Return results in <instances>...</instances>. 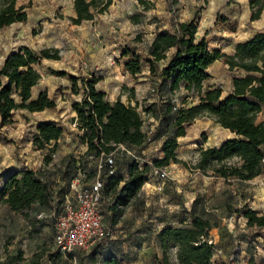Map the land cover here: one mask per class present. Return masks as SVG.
I'll return each instance as SVG.
<instances>
[{"label":"trees","instance_id":"16d2710c","mask_svg":"<svg viewBox=\"0 0 264 264\" xmlns=\"http://www.w3.org/2000/svg\"><path fill=\"white\" fill-rule=\"evenodd\" d=\"M144 11L153 9L154 4L138 0ZM113 0H74L76 17H71L73 25L80 26L94 19L95 14H105ZM251 20H258L264 9V0H251ZM28 14L25 8L17 7L16 0H3L0 5V31L18 23H25ZM138 24L139 14L132 16ZM198 27L195 21L181 24L175 32H160L149 46L148 64L150 71L155 72L158 63L167 59V52L175 50L168 66L160 70L162 82L168 83L169 91L173 94L182 89L194 92L199 97V105L189 108H179L174 114V108L168 104L161 117L160 131H164L172 123L175 131L172 137L163 143V157L151 165H141L136 159L128 161L125 174L117 169L115 176L106 177L103 191V202L110 221L117 225L123 217L125 209L138 197L144 185L149 181L152 166L169 167L172 164L188 166L180 160L177 154L178 139L186 136V127L200 118L203 113L214 117L222 128L236 135L220 147L201 148L197 163L192 167L204 175L224 180L237 179L252 181L262 174L264 161V120L258 122L260 114L264 113V34H257L250 41L240 43L233 56L219 50H210L205 39L196 41ZM140 40L141 36H137ZM124 67L129 75L136 77L142 73L143 60L132 50L126 48L123 58ZM60 51L44 48L38 51L23 46L17 52L9 54L0 68V128L14 124V113L25 110L30 113L42 112L57 106L47 92H42L33 98L42 76L38 70L43 60L59 61ZM216 61L222 62L231 71H242L244 76L233 80V93L222 100V90L204 89V83L210 78L209 67ZM65 76V72H54ZM72 91L80 92L79 81L84 89V97L73 105L76 113L75 121L80 134L77 139L87 146V156L100 159L111 155L123 145L127 149L142 148L149 136L145 131L146 117L139 111V106L125 104L121 100L111 104L105 94L99 92L95 85L97 79L70 77ZM185 104V103H184ZM149 117L157 115L155 109L149 106L144 110ZM152 115V116H151ZM64 131L53 122L40 123L33 138L36 150L46 151L45 165L53 162L58 151V141ZM157 137V131L155 132ZM154 135V134H153ZM202 138L206 142V135ZM66 168V165H65ZM124 175H127L125 177ZM97 176L96 168L89 175V180ZM0 202L15 213L28 215L34 206L47 209L52 204V193L49 183L42 172L26 170L16 172L6 177L0 188ZM62 209V208H61ZM243 211L247 226L257 228L264 234V213L259 214L251 208L244 207ZM105 215V212H103ZM59 214V213H58ZM105 219V218H104ZM105 221V220H104ZM212 224L209 219L190 214V222L183 220L181 224L166 225L157 234V241L163 252L164 263H169V253L176 249L179 264H212L217 251L211 240ZM95 247V249H97ZM22 259L20 252L9 264ZM105 264H120L115 256L104 260Z\"/></svg>","mask_w":264,"mask_h":264},{"label":"rangeland","instance_id":"374dc122","mask_svg":"<svg viewBox=\"0 0 264 264\" xmlns=\"http://www.w3.org/2000/svg\"><path fill=\"white\" fill-rule=\"evenodd\" d=\"M114 1L122 2V0ZM123 1L126 7L124 9L112 8L113 11L108 13V16L112 14V17H117V21L120 23L117 26L121 27V30L126 31L130 26L132 31L131 28L137 24L134 23L132 17H129L128 12L136 6V0ZM2 2L3 0H0V5ZM73 2L74 0H16L17 7L25 8V12L28 14L27 22L14 24L0 31V68L9 54L17 52L23 46L30 47L35 51L44 48H61L63 52H66L67 57H61L59 61H42L38 68L42 79L33 93L34 96L46 85L60 87L67 83L68 75L75 72L74 66L69 62L74 60L75 54L80 57L84 53L87 57L97 49L96 44L89 43L87 40L84 27L88 24L84 23L83 27L75 28L71 23L70 15L73 10ZM142 8L141 5L136 6V10L132 12L139 14L140 22L138 24H141L144 18ZM106 16L104 14L103 17ZM99 20H101L100 16L96 23L99 24ZM129 20L130 23L127 22ZM103 23L104 21L100 24ZM149 26L151 25L149 24ZM137 29L139 27H136ZM144 30V33L140 34L139 41L133 39L131 35L124 37L117 33L113 34V37L115 36L113 40L121 41V44L125 45L116 48L117 58L113 64V70L108 69L107 72L112 71L122 81L121 75L124 73L119 62L123 63L131 58V56L123 58L126 48L132 50L143 60L142 73L134 81L131 78L125 79V82H130L137 87V94L129 88L124 89L123 92L128 100H133L136 103L135 96L139 99V102L136 103L139 106V111L146 117V120L150 119L151 128H156L158 134L157 137H155L156 133L151 135L152 142L147 141L142 148L128 149L131 155L121 148L118 149L114 153L118 170L123 169L128 161L136 159L142 165H151L161 155L163 157L162 142H165L168 137H172L175 131V126L172 123L164 131L159 130L161 117L168 104L174 108L173 113L175 114L179 108H189L200 103L199 97L193 91L188 92L182 89L172 94L169 91L168 83L162 82L158 66L154 73L150 71L146 63L150 37L146 38L145 35L149 36L151 31L148 27L146 28L147 33ZM95 36L99 38V35ZM54 72H65L66 75L59 76ZM244 75L245 73L242 71H231L220 67L213 72L209 84L214 82L224 95H227L233 89L234 78ZM79 87H82L81 82ZM206 88L205 86L204 89L206 90ZM149 106L155 109L156 116L149 117L150 115L144 114V110ZM28 116H30L29 112L25 110H18L15 113L18 120L17 127L21 130V135L22 132L24 133L23 143H20L21 149H19L22 150V153H29L26 150L30 149L27 140L31 139L32 119H29ZM198 120L208 125V128L200 133L194 131L196 126H200V122L194 128L187 126L189 142L182 144L177 151L179 159L187 162L188 166L181 164L172 166V169H169V179L165 182L162 192L156 191L154 179L150 182L148 190H153V192L148 201L152 200L154 203L148 206L145 201H139V203L133 201L125 209L124 217L117 225H113L110 221V215L103 206L105 224L110 228L111 237L97 249L77 251L73 256L63 255L56 249L54 218L60 213L66 198L73 195L71 190L73 180L80 179L81 185L89 184L94 180L88 178L96 168L97 159L85 155L79 140L73 141L74 146L68 145L72 154L64 162H60L61 155L57 151L54 157L56 160L51 163V166L40 171L51 188L52 204L49 208L44 209L36 205L28 215H25L11 211L8 206L0 202V264H9L20 252L22 259L19 261L16 259L13 264H105L104 260L110 256H115L120 264H166L163 261V252L159 247L156 232L164 227L160 226L162 221H173L174 224L171 225L176 226L183 222L180 221L179 215L182 214L181 203L187 201V195L191 198H200L203 207H198L195 214L205 216L212 224L210 237L214 243L216 242L217 248L212 264H264V234L257 228L247 226L243 211L238 213V210H242L244 207L256 210L259 214L264 212V161L262 174L252 181L224 180L211 173L204 175L193 170L192 167L198 161L201 146L207 148L219 146L228 138L234 137L230 131L224 130L218 125L214 117L208 113H203ZM263 120L264 113L259 115L257 121ZM68 122L71 124V132L68 131V135L72 137V134L77 132V128L72 126L70 119ZM203 134L206 135V142L202 138ZM4 136L0 133V139ZM6 142L10 143L8 140ZM24 156L33 159L29 154ZM60 163H64L66 168L62 169L64 165L59 166ZM190 174L192 180L196 181L193 184H186V177ZM175 175H178L177 179L172 178ZM40 215L43 217L39 218ZM184 218H188L186 214H184ZM176 252V249L170 251L168 264H179Z\"/></svg>","mask_w":264,"mask_h":264},{"label":"crops","instance_id":"0c3cea01","mask_svg":"<svg viewBox=\"0 0 264 264\" xmlns=\"http://www.w3.org/2000/svg\"><path fill=\"white\" fill-rule=\"evenodd\" d=\"M147 3L154 4L153 9L148 11H142L144 14L143 21L141 24H137L133 26L132 31L130 30V26L126 29V31L121 30V27L117 26L120 24L117 20V17L108 16V13H111L113 10L112 8H120L124 9L126 7L125 2L122 0L120 3H116L113 0V4L110 6L108 11L105 13L107 16L103 17V15H98L101 17L99 20V24L96 23L98 20V16H95L93 20L86 21L84 23L88 24L84 27L87 34V40L89 43L96 44L97 49L94 52H91L87 57L84 53L79 57L78 54H75V58L73 61H69L74 66V73L68 75L69 80L67 83L58 87V85H46L41 88V90L37 93L36 96L33 95V98H37L38 95L42 92H47L50 99H54L57 103V106L53 109H47L42 112H35L30 113L28 118L32 119V134L31 139H28L27 142L29 143L30 149L22 153L20 148V143H23L24 133L17 127V119L14 113V124L11 126H7L4 128H0V133L5 135L0 139V188L2 187L6 177L12 175L16 172L26 171V170H33L36 172L44 171L51 166V163L47 166L44 163V157L46 155V151H39L36 150L33 146V138L37 133V127L40 123L44 122H53L59 127H61L64 131L61 139L58 141V151L61 155V161L64 160L72 154V151L69 150L68 145L74 146L73 141H78L77 135L80 134L77 130L75 134H72V137L68 135V131L71 132L70 126L71 124L68 122L70 119L72 121V126L77 128V123L75 121L76 113L73 111V105L76 102H80L84 97V89L83 86L79 87L80 92L78 94L72 91V82L70 77L75 76L80 79L85 78H96L97 84L95 88L105 94L106 100L113 104L118 100H121L125 104H130L132 106H136L139 102V99L135 96L136 103L133 100H128L124 94V89L129 88L131 91L137 94V87L132 85L130 82H125V79L131 78L132 81L136 79V77H132L127 73L125 70L124 64L125 62H119V65L123 68L124 75H121L122 81H120L119 76H116L112 71L109 73L107 72L108 69L113 70V64L115 62L116 57V48H118L121 44V41L113 40V34L117 33L122 36L131 35L134 39L138 35L146 32V28H150L151 33L149 36L145 35L146 38L150 37V45L153 42L156 35L160 32H169L173 33L176 29L184 23H189L195 21L198 30L196 34V41H200L205 39L208 43L209 49L219 50L224 54L233 56L236 53V48L240 43H244L253 39L257 34H264V9L262 12L261 17L258 20L252 21L251 20V0H145ZM136 6H140L138 0H136ZM136 6L129 10V17H132L134 14L132 13L136 10ZM144 10V8H142ZM71 17H76V12L74 10V2H73V10L70 15ZM104 21L103 24H100ZM130 23V20L127 21ZM84 23L80 26L74 25L75 28L83 27ZM149 24L151 26H149ZM135 27V28H134ZM136 27L139 29L136 30ZM120 30V32H119ZM135 31V32H134ZM139 31V32H138ZM94 33V34H92ZM147 33V32H146ZM95 35H99V38H96ZM149 39V38H148ZM100 46V48H99ZM106 47V49H105ZM60 51L61 57H67L66 52H63L61 48H58ZM175 50L171 49L167 52V59L158 63V67L160 70L166 68L174 55ZM85 59V60H84ZM220 67L226 68L227 70L229 67L224 65L220 61L214 62L208 69V73L210 78L204 83V87L206 86V90L209 89H216L218 86L212 82L209 84L213 77V72L216 69H220ZM89 73V74H86ZM81 81H79L80 83ZM39 86V85H38ZM37 86V87H38ZM36 87V88H37ZM33 90V93L35 89ZM234 85L232 91L224 95L222 93V100H225L228 96L233 93ZM139 96V95H137ZM23 115H26L23 113ZM32 117V118H31ZM146 119V118H145ZM200 120H195L193 125H188L190 127H195ZM150 119L146 120V124L150 126ZM201 123V122H200ZM30 125V124H29ZM200 126H196V132L202 133L203 130L208 128V125L203 123L199 124ZM30 126V127H31ZM151 128V126L149 127ZM146 127L145 131H153V134L156 132V128L152 127L151 130ZM192 128V130H193ZM224 129V128H223ZM24 130V127H23ZM227 130V129H224ZM229 131V130H228ZM28 133V132H27ZM186 136L180 137L178 139L179 148L182 144L189 142L187 139L189 136V129L186 127ZM234 137H230L227 140L234 139L236 137L235 134L231 132ZM149 136V135H148ZM10 142L9 144L6 142ZM225 140L224 142H226ZM149 141H151L149 136ZM155 142V141H153ZM224 142H222L219 146H209V147H220ZM164 143V141L162 142ZM153 144V143H152ZM28 147V148H29ZM83 151H87V146L82 145ZM201 148H207L205 146H201ZM152 151V150H151ZM29 154L30 157L32 156L33 159H29L28 157L24 156ZM162 154V153H161ZM55 157V156H54ZM162 155L159 157L161 158ZM56 159L54 158L53 161ZM184 161V160H183ZM64 163H60L59 166ZM180 164H172L168 167V171L172 166H178ZM62 169H65V165ZM193 171V170H191ZM122 174H125V169H121ZM188 175V173H187ZM127 177V175H124ZM190 177V178H189ZM172 178L177 179L178 175L172 176ZM186 184H193L195 181L192 180V176L186 177ZM153 190H148V186H145L140 191L138 197L134 200V203H139V201H145L146 204L149 206L152 203V200L148 201L150 198V194ZM73 198V195L71 196ZM186 202L181 203V217L180 221L187 220L190 221V214L191 212H196L198 207H203L202 201L197 199L196 197L191 198L189 195L186 196ZM133 203V202H132ZM179 207V206H178ZM205 207V206H204ZM256 211V210H254ZM264 213V212H263ZM261 213V214H263ZM184 214L188 218H184ZM124 217V216H123ZM122 217V218H123ZM203 217V216H202ZM205 219H207L204 216ZM174 224L173 221L167 222L162 221L160 226H166ZM160 228L156 234L159 233ZM216 243V242H215Z\"/></svg>","mask_w":264,"mask_h":264},{"label":"built area","instance_id":"2783aa9c","mask_svg":"<svg viewBox=\"0 0 264 264\" xmlns=\"http://www.w3.org/2000/svg\"><path fill=\"white\" fill-rule=\"evenodd\" d=\"M148 135H153V131H149ZM120 148L131 155L125 146L121 145L118 149ZM116 173L117 163L111 154L97 160V176L91 183L81 185L80 179L72 181L73 198H66L53 224L54 244L61 254L73 256L77 251L92 250L111 237L110 228L104 221L103 175L110 177ZM152 179L156 182V191L162 192L165 182L169 179L168 167L152 166L149 181L145 186L149 187ZM42 217L43 215L39 216Z\"/></svg>","mask_w":264,"mask_h":264}]
</instances>
